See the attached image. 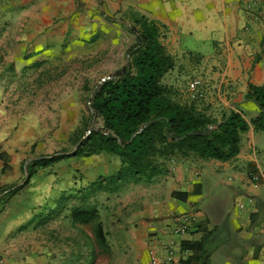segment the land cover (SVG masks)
<instances>
[{
	"label": "crops",
	"instance_id": "1",
	"mask_svg": "<svg viewBox=\"0 0 264 264\" xmlns=\"http://www.w3.org/2000/svg\"><path fill=\"white\" fill-rule=\"evenodd\" d=\"M93 13L154 20L176 62L164 82L174 84L165 80L171 74L193 77L190 81L197 77L206 93L198 100L200 108L220 119L226 108L239 104L250 124L231 160L175 158L151 179L125 181L113 194L98 193L105 198L100 209L112 201L118 207L116 244L131 256L116 264H152V249L156 264H185L200 256L208 264H264V130L252 124L260 108L246 98L250 83L264 85V0H0V77L21 75L54 58ZM54 123L14 110L0 95V188L21 186L25 164L52 155L46 153L70 137L77 120L68 115ZM84 158L37 168L28 184L9 196L0 213V264H29L4 251L19 221L35 209L49 212L64 191L86 188L121 165L118 156L106 152ZM184 220L187 232L175 234ZM203 240V253L187 246ZM170 242L173 262L164 249Z\"/></svg>",
	"mask_w": 264,
	"mask_h": 264
},
{
	"label": "trees",
	"instance_id": "2",
	"mask_svg": "<svg viewBox=\"0 0 264 264\" xmlns=\"http://www.w3.org/2000/svg\"><path fill=\"white\" fill-rule=\"evenodd\" d=\"M129 28L136 35V42L126 52L129 62L101 84L97 83L88 98L91 111L85 129H89L96 115L101 126H93L88 137L71 154H61L66 152L64 149L33 160L25 183L13 190L12 185L0 188V193L11 189L3 201L26 186L37 168L68 157L106 152L120 158L117 172L101 176L88 189H81L82 192L88 190L83 195L86 197L99 191L116 190L125 181L151 179L164 172L171 159L195 155L203 160L228 161L238 155L242 134L250 126L243 112L237 109L239 104L226 108L218 119L200 108L198 100H182L174 87L163 80L176 62L163 44L161 27L145 16H136ZM246 98L260 108L252 124L255 129L264 130V85L250 83ZM68 197L62 195L47 218L60 213ZM98 215L95 206L84 203L74 206L72 220L83 224L96 222ZM96 236L100 243H106L101 221L97 223ZM204 245L203 240L187 246L200 253ZM194 261L185 264H208L207 257L200 256Z\"/></svg>",
	"mask_w": 264,
	"mask_h": 264
},
{
	"label": "rangeland",
	"instance_id": "3",
	"mask_svg": "<svg viewBox=\"0 0 264 264\" xmlns=\"http://www.w3.org/2000/svg\"><path fill=\"white\" fill-rule=\"evenodd\" d=\"M110 17L107 19L102 14L93 13L90 20L86 21L85 28L76 29L71 39L66 37L69 40L63 42L54 58L40 61L23 70L21 75L13 73L0 77L3 89L0 95L12 103L14 110L31 111L40 115L49 126L53 121L56 126L57 119L62 120L68 115H74L77 120L70 137L56 141L53 151L46 154L64 149L70 152L74 149L76 139L82 138L87 132L85 122L91 111L88 98L92 88L103 77L112 75L130 60L126 52L136 42V35L129 27L136 17L115 14ZM191 78L193 77L171 74L165 80L174 83L171 85L177 96L189 101L188 83ZM93 124L101 126L97 115ZM70 158L76 159L77 163L86 159L81 156L62 160L68 161ZM88 188L87 186L86 189ZM86 192H82L79 187L71 192L64 191L62 195H69L67 204L53 218H47L48 210L43 212L34 208L32 217L19 221V225L14 227L4 251H10L13 258L17 257L16 259L29 264H116L124 257L131 259L130 253L120 251L116 244V204L112 201L107 207L100 209L99 205L105 199L99 197L98 193L101 191L84 197ZM114 192L115 190L110 191L111 194ZM8 199L9 197L2 202L0 213ZM84 203L97 208L99 215L96 222H73L74 206ZM98 221L104 224L107 239L105 244L100 243L96 236Z\"/></svg>",
	"mask_w": 264,
	"mask_h": 264
},
{
	"label": "built area",
	"instance_id": "4",
	"mask_svg": "<svg viewBox=\"0 0 264 264\" xmlns=\"http://www.w3.org/2000/svg\"><path fill=\"white\" fill-rule=\"evenodd\" d=\"M203 81L199 78H195L192 81H190L188 85V92H189V98L191 100H201L204 99L206 96L205 90L203 89ZM255 178L258 179L259 175L256 174ZM240 207H244V204H241ZM188 230V224L184 220L181 223H178L176 228L174 229L175 234H184ZM173 242L167 243L164 245V249L167 251V260L169 262H173L174 260V250H173ZM150 254V262L152 264L158 263V258L156 255V252L152 249L149 252Z\"/></svg>",
	"mask_w": 264,
	"mask_h": 264
},
{
	"label": "water",
	"instance_id": "5",
	"mask_svg": "<svg viewBox=\"0 0 264 264\" xmlns=\"http://www.w3.org/2000/svg\"><path fill=\"white\" fill-rule=\"evenodd\" d=\"M110 76L108 75V76H105V77H103L99 82H98V84H101L105 79H107V78H109ZM93 111H94V109H92ZM93 126H94V124L92 123V125L89 127V129L87 130V132H86V134L75 144V147H74V149L72 150V151H70V152H61V154H71V153H73L75 150H77L78 149V147L80 146V144L82 143V141L85 139V138H87L88 137V135L90 134V132L92 131V129H93ZM32 160H33V158H32ZM31 162V159H30V161H28L26 164H25V167H26V169H25V173H26V179H24V181L21 183V184H23V183H25V181L27 180V177L29 176V172H28V166H29V163ZM10 190L11 189H8V190H6V191H4L1 195H0V199L6 194V193H8V192H10Z\"/></svg>",
	"mask_w": 264,
	"mask_h": 264
}]
</instances>
